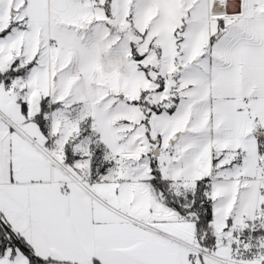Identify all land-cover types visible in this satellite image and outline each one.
<instances>
[{
  "label": "snow or ice",
  "instance_id": "1",
  "mask_svg": "<svg viewBox=\"0 0 264 264\" xmlns=\"http://www.w3.org/2000/svg\"><path fill=\"white\" fill-rule=\"evenodd\" d=\"M0 264H264V0H0Z\"/></svg>",
  "mask_w": 264,
  "mask_h": 264
}]
</instances>
